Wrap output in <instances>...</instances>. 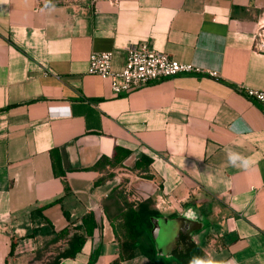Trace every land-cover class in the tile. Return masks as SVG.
Segmentation results:
<instances>
[{
    "label": "crops",
    "instance_id": "obj_1",
    "mask_svg": "<svg viewBox=\"0 0 264 264\" xmlns=\"http://www.w3.org/2000/svg\"><path fill=\"white\" fill-rule=\"evenodd\" d=\"M260 29L264 0H0V264H46L74 234L85 242L59 264H115L122 178L132 202L198 222L183 231L200 237V259L264 264V110L245 95L264 89ZM134 43L217 77L182 74L115 95L88 57L112 52L120 72ZM229 152L250 167L232 166ZM124 154L117 168H94ZM141 157L148 171L133 172ZM144 237L119 264H179L175 253H192L162 259Z\"/></svg>",
    "mask_w": 264,
    "mask_h": 264
},
{
    "label": "built area",
    "instance_id": "obj_2",
    "mask_svg": "<svg viewBox=\"0 0 264 264\" xmlns=\"http://www.w3.org/2000/svg\"><path fill=\"white\" fill-rule=\"evenodd\" d=\"M255 35L263 43L264 29H260ZM88 66L91 75L109 80L115 95L182 74L203 72L208 76L217 77L215 71H202L192 64L176 61L164 52L151 49L146 43H134L127 47L124 67L120 72L112 70V52L91 53ZM245 95L256 101L264 110V89H246Z\"/></svg>",
    "mask_w": 264,
    "mask_h": 264
},
{
    "label": "trees",
    "instance_id": "obj_3",
    "mask_svg": "<svg viewBox=\"0 0 264 264\" xmlns=\"http://www.w3.org/2000/svg\"><path fill=\"white\" fill-rule=\"evenodd\" d=\"M125 154L122 156L120 160H114V162L109 161L106 158L100 159L94 166L95 169H103L107 165L111 168H117L121 166L123 158H125ZM151 162V159L148 157H141L139 161L136 162L133 171L138 170V172H147L148 166ZM53 169L55 173H57L56 169L59 165L58 156H52ZM64 179V175L60 174ZM112 177L113 174L108 175ZM148 179H150L149 175H146ZM100 180L99 182H102ZM68 190L66 186V191ZM118 195L121 198V201L124 206V210L116 217L115 219V231L117 233V238L119 242L120 254L119 260L115 262V264H119L120 261L131 260L134 257V252L137 246L138 238L148 230L149 223L148 219L150 217H160L162 214L156 209L152 208V200H142L138 203L130 202L127 198L118 191ZM92 216L89 215L87 218L83 219V225L85 227V231L87 235H91L94 229L95 224H91ZM63 235L54 239L53 242L59 240V238H65L66 234L63 231ZM85 242V238L83 236L74 234L67 241V249L62 252H59L52 262H48L46 264H59L60 259L62 258H73L75 255L81 250L83 244ZM14 244L11 246V250L9 255L13 254ZM202 254L199 248L193 247L192 253L189 255L188 264L193 261L195 258H202ZM89 264H92V258L89 261Z\"/></svg>",
    "mask_w": 264,
    "mask_h": 264
},
{
    "label": "rangeland",
    "instance_id": "obj_4",
    "mask_svg": "<svg viewBox=\"0 0 264 264\" xmlns=\"http://www.w3.org/2000/svg\"><path fill=\"white\" fill-rule=\"evenodd\" d=\"M127 174H129L130 177H132V175L130 173L127 172ZM135 174L138 175V173H135ZM129 179L130 178H128V179L122 178L121 185H120L121 188L118 191H120L127 198L128 201L132 202L129 199L128 193L126 191ZM132 179H135V178L133 177ZM118 197L120 198L119 195H118ZM196 213L200 214L199 211H197ZM195 217H196V215H195ZM148 223H149V227H148V230L144 232L145 233L144 238H146V240L150 243V245H152V243H153V245L156 248L162 249V252L159 253V258H162V259L172 258L171 254L175 249H179V251H180L182 248H184L185 249L184 251H188V252L193 251L194 246H192V243L195 242L197 244L198 240L200 239V237H197V238H194V240H192V236H187V233L185 231H183L180 228L174 227L172 225L171 221L168 220L167 217L160 216L156 219L155 218H149ZM198 229H200V228H198ZM181 235H185L188 238L183 240ZM140 242H141V240H140ZM63 243L64 242L62 241V244ZM142 251L146 252L147 254H150V252L147 251V247L144 244H143ZM49 252L50 253H49V255H47V258L50 260L49 262H52L53 259L56 257V255L60 251L58 250V248H51V250ZM174 256L177 259V261L179 262V264L180 263L181 264H188V262H189L188 259H186V257L183 254L175 253ZM174 256H173V258H174Z\"/></svg>",
    "mask_w": 264,
    "mask_h": 264
},
{
    "label": "water",
    "instance_id": "obj_5",
    "mask_svg": "<svg viewBox=\"0 0 264 264\" xmlns=\"http://www.w3.org/2000/svg\"><path fill=\"white\" fill-rule=\"evenodd\" d=\"M138 188L144 194L145 198L150 197L153 199V197L156 194V190L151 184L141 183ZM177 211L180 214V216H174V217L168 218V220L171 221L174 227L180 228L185 231H188L192 228L196 229L198 227V222L194 218L182 215V212H183L182 208H178Z\"/></svg>",
    "mask_w": 264,
    "mask_h": 264
},
{
    "label": "clouds",
    "instance_id": "obj_6",
    "mask_svg": "<svg viewBox=\"0 0 264 264\" xmlns=\"http://www.w3.org/2000/svg\"><path fill=\"white\" fill-rule=\"evenodd\" d=\"M228 162L235 167H240L243 169H248L250 167V159L242 156L237 152H229L228 153ZM190 264H216V262L212 260H203L200 258H195ZM231 264V262H229Z\"/></svg>",
    "mask_w": 264,
    "mask_h": 264
},
{
    "label": "flooded vegetation",
    "instance_id": "obj_7",
    "mask_svg": "<svg viewBox=\"0 0 264 264\" xmlns=\"http://www.w3.org/2000/svg\"><path fill=\"white\" fill-rule=\"evenodd\" d=\"M137 189H138V192L140 193V195L144 197V194L139 190L138 187H137Z\"/></svg>",
    "mask_w": 264,
    "mask_h": 264
}]
</instances>
